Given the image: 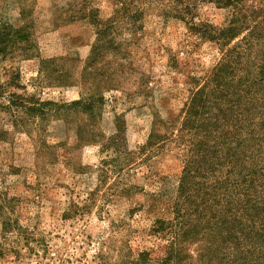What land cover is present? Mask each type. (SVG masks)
Masks as SVG:
<instances>
[{
	"label": "rangeland",
	"instance_id": "obj_1",
	"mask_svg": "<svg viewBox=\"0 0 264 264\" xmlns=\"http://www.w3.org/2000/svg\"><path fill=\"white\" fill-rule=\"evenodd\" d=\"M237 1L233 8L216 0H135L130 13L139 11V20L118 19L108 38L115 48L83 77L99 27L72 19L93 5L105 22L115 2L0 0V27H27L36 43L30 52L0 53V264H131L154 247L150 227L175 198L179 148L157 149L111 188L115 175L102 163L114 154L103 147L122 120L117 141L130 151L148 142L155 119L173 125L161 135L177 131L193 79L221 63L206 31L228 26L240 10L264 14V0ZM106 77L109 91L100 82ZM101 93L97 121L61 109ZM130 184L135 189L123 191Z\"/></svg>",
	"mask_w": 264,
	"mask_h": 264
},
{
	"label": "trees",
	"instance_id": "obj_2",
	"mask_svg": "<svg viewBox=\"0 0 264 264\" xmlns=\"http://www.w3.org/2000/svg\"><path fill=\"white\" fill-rule=\"evenodd\" d=\"M114 2L117 7H112L113 15L110 12L105 22L93 5L81 8L80 17L72 19L90 20L99 27L83 77L90 75V70L94 72L92 63L103 58L106 49L115 48L108 38L114 37L118 19L139 20V11L130 13L135 0H112L113 6ZM237 2L216 0L218 5L233 8ZM240 11L228 26L206 31L221 48V63L204 80L193 79L176 132L161 135L163 128L171 130L173 125L169 120L155 119L148 142L130 151L117 141L123 137L122 120L103 147L107 154L110 150L114 154L102 163L110 168L106 172L115 175L111 188L138 163L161 151L157 149L173 143L183 157L175 198L150 227L155 245L140 252L131 264H264V14L259 9L252 15ZM17 47L23 52L36 47L29 29L1 26L0 53ZM106 79L100 82L106 81L109 91L112 87H107ZM96 86L99 88V83ZM102 100V93L95 94L61 109L81 110L88 120L97 121V106ZM28 110L36 114L39 109L33 105ZM79 126L82 143L85 139ZM96 136L88 141L96 142ZM102 182L106 183V177ZM134 189L130 184L123 191Z\"/></svg>",
	"mask_w": 264,
	"mask_h": 264
}]
</instances>
